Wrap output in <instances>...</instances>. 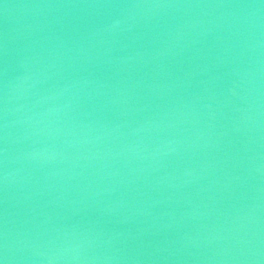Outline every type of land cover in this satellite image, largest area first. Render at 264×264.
I'll list each match as a JSON object with an SVG mask.
<instances>
[{
  "label": "water",
  "instance_id": "water-1",
  "mask_svg": "<svg viewBox=\"0 0 264 264\" xmlns=\"http://www.w3.org/2000/svg\"><path fill=\"white\" fill-rule=\"evenodd\" d=\"M3 264H264V0H0Z\"/></svg>",
  "mask_w": 264,
  "mask_h": 264
},
{
  "label": "snow or ice",
  "instance_id": "snow-or-ice-1",
  "mask_svg": "<svg viewBox=\"0 0 264 264\" xmlns=\"http://www.w3.org/2000/svg\"><path fill=\"white\" fill-rule=\"evenodd\" d=\"M0 264H3V261L2 260H0Z\"/></svg>",
  "mask_w": 264,
  "mask_h": 264
}]
</instances>
